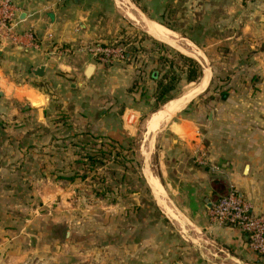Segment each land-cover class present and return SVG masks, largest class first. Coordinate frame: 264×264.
<instances>
[{
    "label": "crops",
    "instance_id": "0c3cea01",
    "mask_svg": "<svg viewBox=\"0 0 264 264\" xmlns=\"http://www.w3.org/2000/svg\"><path fill=\"white\" fill-rule=\"evenodd\" d=\"M182 1L148 0L149 16L160 22L150 24L151 32L168 40L170 37L157 29L164 28L178 38L172 41L186 48L191 46L193 51H190L198 56L204 52L207 57L211 52L210 58L241 59L242 62L229 68L230 78L225 82L223 97L210 101L209 108L205 101L187 107L185 114L172 121L166 132L159 135L160 146L168 158L166 164L173 171L169 182L186 203L182 210L191 213L196 225L219 251L238 264H264V259L250 248L248 234L221 225L210 215L211 204L220 196V186L224 184L237 187L251 202L254 211L264 214V0H201L195 6L194 20L181 17L172 22L169 12L172 7L182 11ZM15 2L20 6L17 29H32L40 47L25 46L28 50L24 53L22 48H14L11 44L0 49V117L17 123L18 128L13 134L6 129L0 133V139L5 140L4 147H0V237L12 234V239L0 241V251L5 247L3 242H8L5 249L11 247L19 252L10 255L9 263L28 264V260H22L26 243L23 238L26 239L24 235L32 222L28 223L26 214L24 218L28 222L20 220L23 214L15 210L16 205L11 206L12 210L7 209L5 198L10 195L14 198L13 193H18L15 189L20 187L21 180L25 184L36 181L38 189L34 193L42 203L58 198L59 189L55 179L46 176L47 172L31 180L18 173L46 171L44 163L50 161L49 155L57 149L41 145L36 149L38 162L32 164L24 158L32 149L23 147V141L36 138L43 144L48 143L52 137L46 135V127L53 123L59 111L66 114V119L56 125L66 124L67 136L76 138L92 134L112 138L118 132L123 133L122 119L125 115L127 118L128 112L151 109L155 98L152 88H143L145 82H135L134 68L94 63L93 43H100L94 38L99 24L96 21L97 24L92 25V11L101 13V10H96L89 0ZM166 27L190 40L182 39ZM191 27L194 29L190 32L183 31ZM41 64L46 65L45 74L37 77L32 69ZM90 64L95 65V69L91 77H87L86 69ZM14 74L21 81L8 79ZM133 83L137 84L134 90ZM205 83L206 79L202 80L186 96L201 90ZM183 99H172L162 109L173 101L179 104ZM178 104L170 118L180 109ZM11 109L19 114L11 116ZM131 117L133 120L135 115ZM146 134H150L148 129ZM11 139L17 140L13 148L9 145ZM196 154L205 156L207 164L197 165ZM148 179L154 189L165 196L159 177L148 172ZM10 187L14 189L9 190ZM160 203L170 217L180 222L173 208L164 200ZM8 211L17 220L9 229L2 221L8 217ZM116 229V242L106 244L105 251L96 254L98 264H221L213 258H205L203 253L192 256L188 247L178 243L157 244L154 238H140L138 224L133 220L129 227L122 223ZM26 250H29L27 245ZM59 253L58 247L56 251L52 248V264H59ZM3 256L0 254V264L4 262Z\"/></svg>",
    "mask_w": 264,
    "mask_h": 264
},
{
    "label": "rangeland",
    "instance_id": "374dc122",
    "mask_svg": "<svg viewBox=\"0 0 264 264\" xmlns=\"http://www.w3.org/2000/svg\"><path fill=\"white\" fill-rule=\"evenodd\" d=\"M89 1L97 8L96 10L99 8L101 10V13L95 9L92 11V25L97 24L96 21L99 24L97 36L94 38L100 43H93L96 51L94 63H102L107 67L124 65L134 68L135 82L137 84L139 81L145 82L143 88L147 86L148 90L151 88L154 90L155 103L147 111L128 112L127 118L123 114L125 115L122 119L123 133L118 132V135L112 138L92 134L76 138L67 136L66 124L56 125L62 119H66V114L59 111L53 123L46 127V135L52 137L48 143L43 144L42 140L36 138L23 141V147L32 149V153L24 156L26 162L32 164L38 162L36 149L41 145L57 148L56 152L49 155L52 157L50 161L44 163L46 171L18 173L23 176L22 178L31 180L47 172L46 176L55 179L59 194L58 198L42 203L37 200L34 193L38 189L36 181L32 183L28 181L25 184L24 180H21L20 187L15 189L18 193L17 191L13 193L15 199L11 195L5 198L7 209L12 210L11 206L16 205L15 210H20L18 212L23 214L20 220L32 222L28 233L24 235L26 239L23 238L26 243L23 245L25 250L22 260H28V264H52V248L54 247L56 251L58 247L59 264H98L99 258L96 254L104 252L106 244L116 242L118 225L121 226L123 223L129 227L133 220L138 224L140 238H154L157 244L178 243L182 247H188V253L192 256H200L203 253L205 258H213L221 264H238L224 255V252L219 251L202 233L189 211L182 210L186 203H183L181 194L169 182L173 171H170L169 165L166 164L168 158L160 146L159 135L166 132L172 121L179 120L187 107L192 108L195 104L205 101L209 108L210 101L218 96L223 97V92L226 91L224 88L227 86L225 82L230 78L229 68L238 66L242 60L210 58L211 52H208L209 55L206 54L207 57L204 52L198 56L192 52L191 46L187 45L188 49L172 41L178 40L175 35L168 40L156 36L151 32L150 24L160 22L149 16L148 0ZM183 1L182 11L178 10V7H172V12H169L172 22L181 17L192 20L196 18L195 6L201 0ZM13 2L20 8L15 0ZM183 29L184 32H190L194 28ZM173 32L182 39L190 40L178 32ZM6 44L22 48L23 53L28 50L25 46L6 39L0 42V49ZM8 79L12 82L21 81L15 74ZM204 79L205 85L197 91L201 93L191 102L185 103L181 109L183 111H177L158 131L146 134L147 124L155 112L172 99L187 97L186 95L197 88ZM137 84L133 83L132 90ZM175 102L178 104V101ZM11 110V116L19 114L15 109ZM133 114L135 117L132 120ZM15 124L17 123L0 117V133L6 129L9 134H13L16 129L18 130ZM10 141L9 145L12 148L17 145L13 143L17 140ZM4 145L5 140L0 139V147ZM198 156L199 154L194 155L195 163L199 166L206 165V161L204 163L197 161ZM203 158L205 160V156ZM148 172L159 177L165 189V197L155 195L148 181ZM220 188L222 189L220 195H223L231 186L224 184ZM233 188L239 191L237 187ZM160 200H164L170 208L178 212L180 222L168 215ZM7 214L8 217L2 221L3 224H8L9 229L17 220L13 218L11 211ZM25 214L28 221L24 218ZM32 215L37 216V219L34 220ZM8 234L0 237V241L12 239V234L10 232ZM7 244L8 242L6 244L3 242L5 247ZM26 245L29 250H26ZM5 247L0 251V254H4L3 264H11L10 255L19 252L14 248Z\"/></svg>",
    "mask_w": 264,
    "mask_h": 264
},
{
    "label": "built area",
    "instance_id": "2783aa9c",
    "mask_svg": "<svg viewBox=\"0 0 264 264\" xmlns=\"http://www.w3.org/2000/svg\"><path fill=\"white\" fill-rule=\"evenodd\" d=\"M19 15L20 8L13 0H0V42L6 39L20 46L39 48L40 43L32 29H17ZM197 161L205 162L201 154ZM210 215L217 223L235 227L248 234L250 248L264 259V214L255 212L251 202L237 189L231 187L226 194L219 196L212 204Z\"/></svg>",
    "mask_w": 264,
    "mask_h": 264
},
{
    "label": "bare ground",
    "instance_id": "6f19581e",
    "mask_svg": "<svg viewBox=\"0 0 264 264\" xmlns=\"http://www.w3.org/2000/svg\"><path fill=\"white\" fill-rule=\"evenodd\" d=\"M157 29L158 30H160V31H162L163 33H165L167 36H169L170 38L171 37H174V35L171 33V32H169V31H167V30H165L164 28H161V27H157ZM159 31V32H160ZM161 33V32H160ZM162 34V33H161ZM164 37H166V38H168L167 36H165L164 34H162ZM161 38V37H160ZM197 54V53H196ZM193 95V94H192ZM191 94L189 95V96H187V97H185L184 98V100H182L179 104H178V108H182L183 106H184V104H185V102L187 101V98L188 97H190V96H192ZM176 106H177V103L175 102V101H173V102H171V103H169L168 104V106H166L164 109H162L160 112H158V113H156L155 115H153V117H152V119L148 122V124H147V129L149 130V132H153V131H155V130H157V129H159L161 126H162V124L167 120V118L169 117V115L174 111V109L176 108ZM179 109V110H180ZM179 110H177V111H179ZM176 111V112H177ZM175 112V113H176ZM174 113V114H175ZM170 118V117H169ZM148 181H149V179H148ZM149 183H150V185H151V182L149 181ZM152 186V185H151ZM153 187V186H152ZM153 191H154V193H155V195L157 196V197H161V198H163V197H165V196H163V195H161V194H159L155 189H154V187H153ZM178 213V212H177ZM179 215V214H178ZM227 256V255H226ZM228 257V256H227Z\"/></svg>",
    "mask_w": 264,
    "mask_h": 264
},
{
    "label": "water",
    "instance_id": "95a60500",
    "mask_svg": "<svg viewBox=\"0 0 264 264\" xmlns=\"http://www.w3.org/2000/svg\"><path fill=\"white\" fill-rule=\"evenodd\" d=\"M45 68H46V65L45 64H41L39 66H36L35 68L32 69V73L37 76V77H43L44 74H45ZM95 69V65L93 64H90L88 65L87 69H86V76L87 77H91V75L93 74V71ZM201 92H195L193 93V95L187 99V101L185 103H188V102H191L196 96H198ZM184 107V106H183ZM182 107V108H183ZM181 108V109H182ZM180 109V111H181ZM174 115V114H173ZM172 115V116H173ZM213 204V203H212ZM211 204V206H212ZM176 264H179V263H176Z\"/></svg>",
    "mask_w": 264,
    "mask_h": 264
},
{
    "label": "trees",
    "instance_id": "16d2710c",
    "mask_svg": "<svg viewBox=\"0 0 264 264\" xmlns=\"http://www.w3.org/2000/svg\"><path fill=\"white\" fill-rule=\"evenodd\" d=\"M136 1V0H135ZM224 195V194H223ZM221 196V195H220Z\"/></svg>",
    "mask_w": 264,
    "mask_h": 264
}]
</instances>
